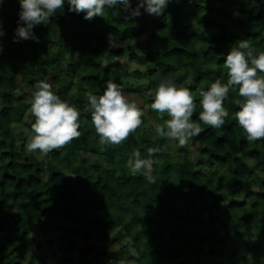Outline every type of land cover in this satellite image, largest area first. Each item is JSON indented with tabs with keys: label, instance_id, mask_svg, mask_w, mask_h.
<instances>
[{
	"label": "trees",
	"instance_id": "obj_1",
	"mask_svg": "<svg viewBox=\"0 0 264 264\" xmlns=\"http://www.w3.org/2000/svg\"><path fill=\"white\" fill-rule=\"evenodd\" d=\"M138 2L130 0L131 9ZM19 12V0H0V264H20L27 251L28 264H38L40 243L30 233L39 232L56 235L58 264L75 261L78 240L90 241L81 256L95 246L92 257L112 264L105 241L121 243L132 264H264V140L248 142L231 118L237 92L224 101L230 115L222 127L199 120V92L226 82L231 47L248 39L264 51V0H169L160 16L143 8L132 16L118 4L90 20L65 0L50 23L34 27L38 42L15 39ZM164 78L196 97L192 119L203 131L188 144L199 163L186 146L173 154L156 135L163 121L150 104ZM41 80L85 114L80 137L47 160L13 132L24 125L32 133ZM109 80L145 112L143 126L120 146L99 143L87 100ZM150 147L160 148L152 157L155 183L126 167L134 150L147 158Z\"/></svg>",
	"mask_w": 264,
	"mask_h": 264
},
{
	"label": "clouds",
	"instance_id": "obj_2",
	"mask_svg": "<svg viewBox=\"0 0 264 264\" xmlns=\"http://www.w3.org/2000/svg\"><path fill=\"white\" fill-rule=\"evenodd\" d=\"M20 12L16 40H37L33 29L39 24L50 23V18L64 8L65 0H19ZM69 10L84 18L103 17L106 9H116L118 4L132 16H139L143 8L149 15L164 13L169 0H139L131 9L130 0H67ZM22 25V26H21ZM227 70L226 82L216 79L207 90L199 92V120L212 128H220L229 117L224 101L230 92H237L233 104L238 111L231 118L243 129L248 142L264 140V51L257 52L248 39L238 40L228 52L224 62ZM91 123L101 145L120 146L143 124L145 112L131 101L121 85L107 81L102 95L87 94ZM196 97L190 88L164 78L155 89L150 109L157 113L163 123L155 128L158 137L178 142L185 147L189 141L203 131L192 117L197 110ZM30 112L35 118L31 125L26 150L47 156L53 151L70 145L80 137V111L63 100L46 81H38L32 94ZM165 117H168L165 119ZM159 147L147 149V158L134 150L126 161L132 175H142L149 183H155L152 173L154 159Z\"/></svg>",
	"mask_w": 264,
	"mask_h": 264
},
{
	"label": "rangeland",
	"instance_id": "obj_3",
	"mask_svg": "<svg viewBox=\"0 0 264 264\" xmlns=\"http://www.w3.org/2000/svg\"><path fill=\"white\" fill-rule=\"evenodd\" d=\"M65 67H69V63L65 62L64 63ZM135 65H130V68H133ZM78 88L76 80L75 83L73 85V90H76ZM85 119V114L80 113V120L81 123L82 121ZM145 130L150 131L149 129V125H145ZM13 132L15 134V136L18 139H25L26 140V144L30 138V136L32 135V133H30L28 131V129L24 126V125H16L13 129ZM150 138L153 141L156 142H160L159 138L155 135V134H150ZM167 145H169L171 153L176 154V153H180V149L179 146L176 144L175 141H170L167 140ZM186 148H188V152L190 154V158L194 161V163H199V156L198 154L195 152L194 147L193 146H189V144L186 145ZM180 150V151H179ZM51 154H48L47 156H43L41 154H39L38 152L34 153V155L42 160H47L51 157ZM224 171V167H219V170ZM30 235H32L34 237V243H40V248L37 251V255L40 257V261L38 262V264H58V259L60 257V251L57 248V237L56 235H54L53 233L50 234H44L43 232H39L37 234H33L30 233ZM31 241L29 240V238H26V245H30ZM90 245V241L86 242L85 240H78L77 243V247L74 250V257H75V261L73 263H69V264H84L85 261H90L91 264H112L108 258L104 257L102 258L100 261L95 260L92 257V254L94 252V247L92 246L91 252L81 256L80 252H81V248L84 246ZM96 245V244H95ZM104 246L107 247L108 252L113 256L114 258V264H132V260L131 258H129L125 252L121 249V243H114L112 245H110L109 241H105L103 243ZM28 248V247H27ZM29 251L26 252L25 256L22 258L20 264H28V257H29Z\"/></svg>",
	"mask_w": 264,
	"mask_h": 264
}]
</instances>
